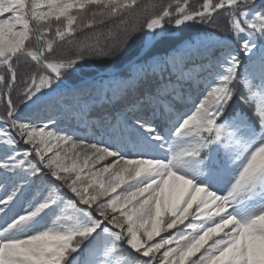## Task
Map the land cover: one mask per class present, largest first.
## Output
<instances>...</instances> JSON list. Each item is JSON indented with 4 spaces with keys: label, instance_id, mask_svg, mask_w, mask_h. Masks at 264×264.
<instances>
[{
    "label": "snow or ice",
    "instance_id": "1",
    "mask_svg": "<svg viewBox=\"0 0 264 264\" xmlns=\"http://www.w3.org/2000/svg\"><path fill=\"white\" fill-rule=\"evenodd\" d=\"M0 264H264V0H0Z\"/></svg>",
    "mask_w": 264,
    "mask_h": 264
},
{
    "label": "trees",
    "instance_id": "2",
    "mask_svg": "<svg viewBox=\"0 0 264 264\" xmlns=\"http://www.w3.org/2000/svg\"><path fill=\"white\" fill-rule=\"evenodd\" d=\"M106 29H107V26L105 27V31H106ZM83 35H88V33H85V34H82V36L81 37H78L79 39H82L83 38ZM116 41H109V43L111 44V43H115ZM63 51H65V52H67V54H69V55H71V54H73L74 53V49H72V48H69L68 46H65L64 47V49H63ZM21 63H23V62H21ZM158 239V238H157Z\"/></svg>",
    "mask_w": 264,
    "mask_h": 264
},
{
    "label": "rangeland",
    "instance_id": "3",
    "mask_svg": "<svg viewBox=\"0 0 264 264\" xmlns=\"http://www.w3.org/2000/svg\"><path fill=\"white\" fill-rule=\"evenodd\" d=\"M195 2H199V0H194V3H195ZM22 62H23V61H22Z\"/></svg>",
    "mask_w": 264,
    "mask_h": 264
}]
</instances>
